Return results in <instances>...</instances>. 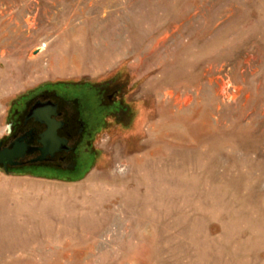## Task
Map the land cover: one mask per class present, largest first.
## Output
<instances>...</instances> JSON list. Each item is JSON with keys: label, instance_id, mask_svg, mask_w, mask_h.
<instances>
[{"label": "rangeland", "instance_id": "rangeland-1", "mask_svg": "<svg viewBox=\"0 0 264 264\" xmlns=\"http://www.w3.org/2000/svg\"><path fill=\"white\" fill-rule=\"evenodd\" d=\"M111 79L129 115L87 171L0 169V264H264V0H0V136Z\"/></svg>", "mask_w": 264, "mask_h": 264}, {"label": "flooded vegetation", "instance_id": "flooded-vegetation-1", "mask_svg": "<svg viewBox=\"0 0 264 264\" xmlns=\"http://www.w3.org/2000/svg\"><path fill=\"white\" fill-rule=\"evenodd\" d=\"M108 83L84 82L75 86L79 94L55 84L11 103L0 136V169L7 175L50 178H74L87 171L98 155L93 147L98 134L113 118L129 115L128 82ZM52 131L63 144L47 140Z\"/></svg>", "mask_w": 264, "mask_h": 264}, {"label": "water", "instance_id": "water-1", "mask_svg": "<svg viewBox=\"0 0 264 264\" xmlns=\"http://www.w3.org/2000/svg\"><path fill=\"white\" fill-rule=\"evenodd\" d=\"M43 111H42V114L45 116L46 119H48L49 113L47 111H44V112ZM46 138H47V140L53 141L56 144H63L64 143V140L58 139L53 131L48 132V135L46 136ZM1 163H2V160L0 158V164Z\"/></svg>", "mask_w": 264, "mask_h": 264}]
</instances>
